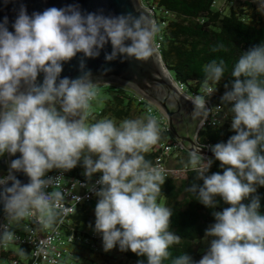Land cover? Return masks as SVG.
I'll list each match as a JSON object with an SVG mask.
<instances>
[{
	"label": "clouds",
	"instance_id": "obj_1",
	"mask_svg": "<svg viewBox=\"0 0 264 264\" xmlns=\"http://www.w3.org/2000/svg\"><path fill=\"white\" fill-rule=\"evenodd\" d=\"M258 11L264 14V0H258ZM7 25L4 17L0 22V157L20 156L11 160L7 175L0 176V204L7 220L0 226V246L20 240L13 222L19 227L28 219L26 232L55 230L63 224L73 211L66 198L71 195L77 204L82 198L68 193L60 181L80 164L88 183H76L98 197L94 231L102 236L105 252L118 245L121 252L146 257L147 264H264V214L255 195L257 186H264V42L239 57L230 73L231 87L225 84L221 103L215 106L220 111L222 105H229L235 132L226 143L210 147L223 173L208 174L214 160L201 154L204 145L193 146L184 165L187 170L190 164L195 173L186 192L207 208L218 206L217 197L229 205L212 212L215 223L204 237L210 246L199 261H193L188 252L175 256L170 252L181 237L170 230L173 210L158 203L167 179L165 170L145 158L161 138L158 118L150 111L145 118L125 119L119 126L107 118L87 122L99 78L86 70V58H98L110 43L106 61L152 59L160 31L157 22L142 13H85L72 3L31 16L21 5L14 31ZM211 50L227 51L223 44ZM78 53L83 54L81 74L61 78L63 65ZM225 70L223 58L204 64L203 91L208 95L184 97L194 105L192 115L203 117L202 123L213 110L207 103L217 91L208 85H218ZM53 170L60 175L48 176ZM21 172L28 183L22 184L14 174ZM97 173L100 178L93 184ZM199 180L202 185L195 183ZM249 198L250 203H243ZM19 254L25 255V250L21 248Z\"/></svg>",
	"mask_w": 264,
	"mask_h": 264
},
{
	"label": "trees",
	"instance_id": "obj_2",
	"mask_svg": "<svg viewBox=\"0 0 264 264\" xmlns=\"http://www.w3.org/2000/svg\"><path fill=\"white\" fill-rule=\"evenodd\" d=\"M220 1L222 0H142L145 6L154 10L155 20L160 27L156 40L160 42L163 63L170 70L174 81L183 83L192 96L208 95L203 91L202 66L212 59L225 60L226 70L222 81L218 85H208L212 90L217 88L208 100L211 107L221 103V97L226 91L225 84L231 87V70L243 52L264 42V14L258 11V0H224V8L219 7ZM218 44H223L227 51L212 52L211 49ZM98 93H101L102 106L90 111L88 123L107 118L119 126L125 119L145 118L149 115L151 105L140 101L138 96L126 87L117 84L99 85ZM220 108L222 123L200 128L196 132L199 145L226 143L229 137L235 134L231 129L232 114L229 105H222ZM158 120L161 127L158 144L176 140L168 120ZM158 144L145 154V158L155 166L162 154ZM189 153L187 149H180L173 151L166 158V166L178 170L179 173L165 175L167 179L162 186L158 203L173 210L170 230L181 237L179 244L170 247V252L173 256L188 252L193 261H199L210 246L204 237L205 230L215 223L212 212L222 211L229 205L217 197L218 206L215 209L207 208L199 203L192 193L185 191L194 182L195 177L190 164L187 170L184 168ZM210 154L209 158H212L214 163L208 174H222L224 169L220 167V162L215 161L212 152ZM83 172L84 168L78 164L65 173L71 179L88 182ZM98 175L101 174H94L93 179ZM195 183L202 185L203 181ZM255 195L260 197V212L264 214V186L258 185ZM97 200L98 197H94L77 205L74 214L60 224L64 233H80L88 239L86 242L72 245L60 264H138L139 261L147 264L146 257L137 256L130 250L121 252L118 245L109 252L104 251L102 236L94 231ZM243 203H250V198L245 199ZM200 243L202 245H199ZM21 248L25 250V255L19 254ZM30 253L31 249L27 245L12 246L7 251H1L0 264H12L13 260L20 264H31ZM117 256L126 262L119 260ZM165 264L170 262L165 261Z\"/></svg>",
	"mask_w": 264,
	"mask_h": 264
},
{
	"label": "water",
	"instance_id": "obj_3",
	"mask_svg": "<svg viewBox=\"0 0 264 264\" xmlns=\"http://www.w3.org/2000/svg\"><path fill=\"white\" fill-rule=\"evenodd\" d=\"M72 3L79 4L80 9L85 13H102L106 16H118L128 13L138 16L142 13L153 19L152 13L145 6L140 5L138 0H8L7 3H5V0H0V22L3 21L4 17H7L8 29L14 31L12 25L21 5L27 9L28 15L31 16L33 12H43L50 7L62 8ZM105 52H111L110 43L105 46L98 58H86L85 60L86 70H90L94 78H99L96 82L103 84L116 83L143 96L148 102L160 109L166 116L169 127L176 138L191 150L195 146L193 144V134L197 126V131L199 130V124L203 117L192 115L194 105L191 101L184 99L185 95L175 86L172 74L163 63L161 55L156 52L154 57L146 62L122 57H118L114 61H106ZM82 55V53H78L76 58L63 65L61 78L74 79L81 74L79 59ZM38 79L42 82L43 74ZM184 127L187 128L184 129ZM181 129L182 132H185L180 133ZM201 153L206 154L204 149H201ZM19 156L20 153H17L15 156L7 155L5 158H0V173L8 172L11 160L19 158ZM14 174L22 184L29 182V178L22 172ZM4 219L5 213L2 204H0V226Z\"/></svg>",
	"mask_w": 264,
	"mask_h": 264
},
{
	"label": "built area",
	"instance_id": "obj_4",
	"mask_svg": "<svg viewBox=\"0 0 264 264\" xmlns=\"http://www.w3.org/2000/svg\"><path fill=\"white\" fill-rule=\"evenodd\" d=\"M148 10L152 13L153 19L155 20V13L154 10L147 7ZM156 21V20H155ZM155 44L157 46V53L160 55V42L155 39ZM175 86L177 89L183 94V95H191L186 86L183 83L174 81ZM108 85V84H105ZM140 101H145L149 103L151 106L149 108V113L151 111V114L155 115L157 118L165 119L167 120L166 116L160 112V110L153 105L152 103L148 102L143 96H140L136 92H134ZM192 96V95H191ZM208 108H212L211 114L207 117L206 122L202 121L199 124V129L204 126H215L220 125L222 123V118L220 117L221 114V108L220 111H216L215 107H211L210 103H207ZM166 129V128H165ZM168 129V128H167ZM197 134V133H196ZM196 134L193 138V144L199 145L196 141ZM159 148L162 149V154L157 159L156 166L161 167L165 170V175L167 174H173L176 175L179 173L178 170L171 169L166 166L165 160L167 157H169L173 151H177L180 149H187L185 145L176 138V140L167 142L162 141L158 144ZM211 145H204L202 149L205 150L206 154H202L205 157L209 158V154L211 152L210 150ZM191 151V150H189ZM48 176H58L60 175L58 170H53L47 174ZM64 178L60 181V185L62 188L67 189L68 193L73 195H79L82 199L77 204L75 200H72V196H68L66 199V206L73 209L72 212H70L65 218L64 221L72 214H74L75 209L77 205L91 200L94 197L93 192H90L87 188L79 187V184L76 183L79 181L81 184L88 183L86 181L81 180H74L69 178L66 173L63 174ZM100 178V175L96 176L92 183L94 184L97 179ZM97 188H99V185H97ZM7 220L6 218L3 220L2 225L6 224ZM30 222L28 219L22 222L21 226H14L12 225L13 229L16 231L17 235L20 237V240L16 243H11L7 247L0 246V253L1 251H7L12 246H19V245H27L31 249L30 257H31V264H60L61 260L63 259V256L66 252H68V249L75 245L76 243L86 242L88 239L80 234V233H70L66 234L60 229V225H58L55 230L52 229H46L43 231H36V232H26L24 231V226L29 225ZM1 225V226H2ZM31 227H35L32 225ZM2 227L0 228V232H2ZM43 248V252L40 251V248ZM45 253L47 255H45ZM12 264H20L17 260H13Z\"/></svg>",
	"mask_w": 264,
	"mask_h": 264
},
{
	"label": "rangeland",
	"instance_id": "obj_5",
	"mask_svg": "<svg viewBox=\"0 0 264 264\" xmlns=\"http://www.w3.org/2000/svg\"><path fill=\"white\" fill-rule=\"evenodd\" d=\"M138 2H139V4L140 5H143V6H145L144 4H143V2H142V0H138ZM218 5H219V7H221V8H224L225 6H226V1H224V0H222V1H220L219 3H218ZM146 8H147V6H145ZM148 9V8H147ZM97 84H98V86L99 85H105V84H103V83H99V82H97ZM112 84H116V83H112ZM118 85V84H117ZM102 106V101H101V93L99 94L98 93V95H97V97H96V100H94V104H92V107H91V109H90V111H93V110H96V109H98V108H100ZM158 108V107H157ZM159 109V108H158ZM160 110V109H159ZM161 112V111H160ZM162 113V112H161ZM163 114V113H162ZM197 129H198V126L196 127V130H195V132H194V134H193V138H194V136H195V134H196V131H197ZM186 147V146H185ZM187 148V147H186ZM190 150V149H189ZM7 155H5L4 157H0V158H5ZM4 175V172H1L0 173V176H3ZM13 224H14V226H16L15 225V222H13ZM205 242L203 241L202 242V244H204ZM201 243L199 244V245H202ZM14 248H16V247H14ZM117 258L119 259V260H121V261H125L124 259H121L119 256H117ZM126 262V261H125Z\"/></svg>",
	"mask_w": 264,
	"mask_h": 264
},
{
	"label": "flooded vegetation",
	"instance_id": "obj_6",
	"mask_svg": "<svg viewBox=\"0 0 264 264\" xmlns=\"http://www.w3.org/2000/svg\"><path fill=\"white\" fill-rule=\"evenodd\" d=\"M187 128V127H184V129ZM187 130V129H186ZM185 131L182 132V129L180 130V133H184Z\"/></svg>",
	"mask_w": 264,
	"mask_h": 264
}]
</instances>
